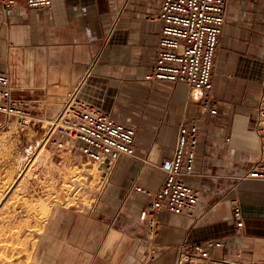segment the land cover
Listing matches in <instances>:
<instances>
[{"label": "crops", "instance_id": "0c3cea01", "mask_svg": "<svg viewBox=\"0 0 264 264\" xmlns=\"http://www.w3.org/2000/svg\"><path fill=\"white\" fill-rule=\"evenodd\" d=\"M162 1L53 0L50 8L34 9L20 0L9 20L0 2V74L11 78L16 99L29 102L36 144L52 146L53 124L46 127L45 119L56 118L74 96L137 130V158L122 156L111 169L95 207L63 239L60 264H139L152 245V264H175L186 239L225 243L211 252L221 263L206 264H264V181L244 178L259 153L253 127L264 88V0H228L211 91L214 116L190 102L186 84L145 80L163 28L147 17L158 15ZM6 120L0 113L2 140ZM193 120L201 122L202 136L195 174L185 179L199 192L195 217L157 211L160 228L152 237L140 219L148 197L135 185L162 186L159 166L173 155L180 124Z\"/></svg>", "mask_w": 264, "mask_h": 264}, {"label": "built area", "instance_id": "2783aa9c", "mask_svg": "<svg viewBox=\"0 0 264 264\" xmlns=\"http://www.w3.org/2000/svg\"><path fill=\"white\" fill-rule=\"evenodd\" d=\"M20 0H0L4 17L9 20ZM29 8H50L53 0H25ZM228 0H163L157 16L148 21H160L163 28L156 48L155 61L145 76L149 82L166 81L188 86L189 100L201 105L211 116L218 114L211 91L220 39L227 22ZM29 102L16 99L12 80L0 74V113L8 118L17 117L24 123L33 120ZM254 131L259 139V153L255 166L244 178L264 181V88L258 96ZM54 136L50 143L59 152L69 149L78 152L102 166L106 174L122 156L137 158L135 126L114 121L108 113L71 97L52 123ZM24 125V124H23ZM202 136L198 120L183 121L177 133L173 155L159 167L166 173L160 188L151 190L135 185L137 192L148 197L140 212L141 221L149 227L152 237L158 235L160 222L156 212L167 210L171 214L194 218L200 200L199 192L186 181L195 174L197 149ZM238 227L244 221L242 209L234 207ZM219 240L191 242L184 240L179 246L175 264L221 263L212 258V250L223 248ZM154 245L139 264H152L157 258Z\"/></svg>", "mask_w": 264, "mask_h": 264}, {"label": "rangeland", "instance_id": "374dc122", "mask_svg": "<svg viewBox=\"0 0 264 264\" xmlns=\"http://www.w3.org/2000/svg\"><path fill=\"white\" fill-rule=\"evenodd\" d=\"M56 118L45 119L46 127ZM35 122L8 118L10 130L0 139V264H60L63 239L81 226L109 179L81 153L41 148Z\"/></svg>", "mask_w": 264, "mask_h": 264}, {"label": "bare ground", "instance_id": "6f19581e", "mask_svg": "<svg viewBox=\"0 0 264 264\" xmlns=\"http://www.w3.org/2000/svg\"><path fill=\"white\" fill-rule=\"evenodd\" d=\"M13 124H14V123H13ZM4 147H5V146H4ZM33 148H34V147H33ZM33 148H29L27 151H28V152H31V150H32ZM11 149H12V148H11ZM24 152H25V151H24ZM24 155H25V154H24ZM24 155H23V156H24ZM23 156H22V157H23ZM26 156H27V155H26ZM26 156H25V157H26ZM22 159H23V158H22ZM19 160H20V159H19ZM23 160H24V159H23ZM20 161H21V160H20ZM19 163H20V162H19ZM23 163H24V162H23ZM30 176H31V175H30ZM247 178H249V177H247Z\"/></svg>", "mask_w": 264, "mask_h": 264}]
</instances>
